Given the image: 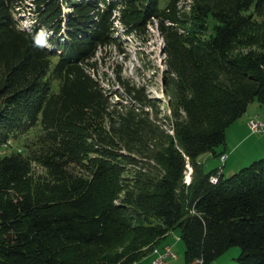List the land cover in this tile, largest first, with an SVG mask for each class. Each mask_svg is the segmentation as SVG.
<instances>
[{
	"label": "trees",
	"instance_id": "obj_1",
	"mask_svg": "<svg viewBox=\"0 0 264 264\" xmlns=\"http://www.w3.org/2000/svg\"><path fill=\"white\" fill-rule=\"evenodd\" d=\"M179 1L30 0V31L16 19L25 0H0V264H137L174 230L185 264L231 248L234 264H264V157L216 183L220 169L198 163L222 158L249 105L264 108V0ZM152 20L172 135L146 112L115 114L91 75L119 40L115 23L133 36ZM134 157L153 167L129 175Z\"/></svg>",
	"mask_w": 264,
	"mask_h": 264
},
{
	"label": "rangeland",
	"instance_id": "obj_2",
	"mask_svg": "<svg viewBox=\"0 0 264 264\" xmlns=\"http://www.w3.org/2000/svg\"><path fill=\"white\" fill-rule=\"evenodd\" d=\"M168 2L169 0H158L159 8L163 9ZM191 2V0H180L179 8L183 10V7L191 4ZM64 11L66 12L65 9ZM16 19L21 29L30 31L35 29L33 27L34 14L30 0L22 2V5L19 7V11L17 12ZM156 25L157 21L152 20L151 24L146 27L144 34L141 33L139 35L123 36L119 25L115 23L114 26L117 27L118 30L116 36L119 40L116 44L97 53L95 59L93 60V62H95V66L93 71H91V75L106 93V97L109 99V103L111 105L110 110H114L115 114H125L128 112H134L137 114L140 112H146L149 120L155 122V125L159 128L160 132L172 135L173 132L171 126L173 119L171 117V111L168 108L169 97L165 92L163 79L164 74L167 71V67L165 56L163 55V40L156 30ZM34 32L36 34V40L42 43L43 41L41 40L45 36V32L43 30H36ZM42 45L45 44L42 43ZM118 79L120 80L119 82ZM123 84L135 89L143 88L144 96L146 99H150L152 101L154 108L138 104V102L133 99L132 95L128 94L124 90ZM253 104L257 105V103H252V105ZM253 119L255 118L253 117ZM262 119L256 118L255 120ZM249 121L240 125L234 134L233 130L230 129V137H228V143H226L228 149H230L231 144L233 145L234 142L241 140L246 134L250 133L253 136L242 143L233 157L234 159L237 158L238 161H247L245 164L246 166L256 161L251 160L255 151H252L249 145L253 144L255 139L261 136L259 134H264L257 133L258 135H255V133H252L248 125ZM29 138H31V135L24 136V139ZM18 142L19 141L11 142L10 146L5 148V153L9 154L12 151L20 150L22 144ZM149 149H151V145L149 146ZM221 149L222 148H219L217 151L220 152ZM121 153L127 155L125 151H121ZM222 157H224L223 162L221 159L219 160L213 158L210 153H206L198 158V163L202 165L203 172L208 173L214 169L222 168L226 160V156L223 155ZM134 158L137 160V164L127 168L129 169V175L131 171H137L139 168L149 171L151 170V166L153 167V163L146 159L140 157ZM261 158H258L257 160ZM228 164L231 165L232 162L230 160L227 162V168H229ZM33 171L35 175H44L43 169L37 164L33 166ZM72 171L82 173V171L76 167L72 168ZM191 172V168L186 165V171L183 179L184 182H189ZM227 173L224 175V178L232 175ZM167 240L173 241V243L175 242L173 249L175 254L183 253L184 246L183 243L179 241V230L172 231ZM237 251V248H231L210 264H234L233 259L237 257Z\"/></svg>",
	"mask_w": 264,
	"mask_h": 264
},
{
	"label": "crops",
	"instance_id": "obj_3",
	"mask_svg": "<svg viewBox=\"0 0 264 264\" xmlns=\"http://www.w3.org/2000/svg\"><path fill=\"white\" fill-rule=\"evenodd\" d=\"M253 117L254 118H258V119L259 118L260 119L264 118V108L259 106L258 104L257 105H254V104L253 105L252 104L249 105L248 108H247L246 113L240 119H238L236 122H234L232 124V126L226 131V134H225V145H224L223 149L221 150L223 152V155L226 156V160H225V162H224V164H223V166L221 168L223 176L227 172H228L227 174H229V175L232 174L233 175L238 170H240L241 168L246 166L245 164H246L247 161H244V160L243 161H238L237 158L234 159L233 157H234V154L236 153L237 149L242 145V143L247 141L250 137H253V136L250 133L246 134L245 137H243L241 140L234 142L233 145L231 144L230 149H228V146L226 145V143H228V137H230V129L233 130V134H234L235 131L237 130V128L240 127V125L245 124L250 119H253ZM255 135H258V134H255ZM259 135H261V136L257 137L253 144L249 145L251 150L255 151V153L252 156L251 160H257L258 158H261V157L264 156V134H259ZM229 160L232 162V164L231 165L228 164L229 168H227V162ZM248 162H250V161H248ZM226 169H227V171H226ZM168 236H166L165 238L161 239L156 244V246L154 247L153 250H157L158 252H161L164 247L168 246L170 248V250L173 252V249H174V246H175V242L173 243V241L167 240ZM175 255H176V259L168 261L166 264H185L184 259H183V253L182 254H175ZM154 258H155V255H154V253L152 251L148 256L143 258L137 264H151V261Z\"/></svg>",
	"mask_w": 264,
	"mask_h": 264
},
{
	"label": "built area",
	"instance_id": "obj_4",
	"mask_svg": "<svg viewBox=\"0 0 264 264\" xmlns=\"http://www.w3.org/2000/svg\"><path fill=\"white\" fill-rule=\"evenodd\" d=\"M256 119V118H255ZM252 119L249 121V128L252 133H264V119L262 120H255ZM224 157L221 158V161L223 162ZM221 173V169L219 170L216 177L210 178L211 183H216L218 175ZM155 254V259L152 261L151 264H166L169 260L176 259V255L170 250L168 246L163 248V251L161 253H158L156 250L153 251ZM190 264H202L200 260H195L191 262Z\"/></svg>",
	"mask_w": 264,
	"mask_h": 264
}]
</instances>
